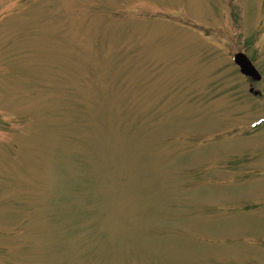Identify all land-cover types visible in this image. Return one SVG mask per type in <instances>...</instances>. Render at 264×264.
Instances as JSON below:
<instances>
[{
  "label": "rangeland",
  "instance_id": "1",
  "mask_svg": "<svg viewBox=\"0 0 264 264\" xmlns=\"http://www.w3.org/2000/svg\"><path fill=\"white\" fill-rule=\"evenodd\" d=\"M0 264H264V0H0Z\"/></svg>",
  "mask_w": 264,
  "mask_h": 264
},
{
  "label": "water",
  "instance_id": "2",
  "mask_svg": "<svg viewBox=\"0 0 264 264\" xmlns=\"http://www.w3.org/2000/svg\"><path fill=\"white\" fill-rule=\"evenodd\" d=\"M234 60L236 63L239 64L241 70L244 73L252 75L256 79L260 78L258 72L254 69V67L252 66L251 62L248 60L246 55H244L243 53H236L234 55Z\"/></svg>",
  "mask_w": 264,
  "mask_h": 264
}]
</instances>
